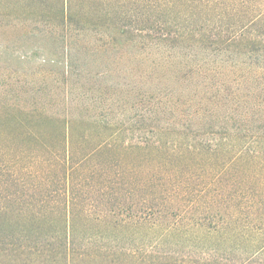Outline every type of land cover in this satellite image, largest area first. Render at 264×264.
Instances as JSON below:
<instances>
[{"label":"trees","instance_id":"1","mask_svg":"<svg viewBox=\"0 0 264 264\" xmlns=\"http://www.w3.org/2000/svg\"><path fill=\"white\" fill-rule=\"evenodd\" d=\"M148 5L160 12L136 35L142 42L134 53L124 49L136 38L125 28L116 36L81 37L85 27L73 21L64 4L56 19L67 25L65 39L69 26V37L76 36L72 41L107 59L135 62L132 69L122 68V77L133 74L135 91L122 87L124 106L116 115L113 85L129 82L108 79L109 86L102 85L95 97L82 94L63 112H39L49 132L21 116L17 124L27 137L59 144L43 151L51 155L41 156L43 170L34 174L63 181L66 189L85 177L103 185L125 225L143 218L165 234L230 231L251 233L258 238L250 240L262 242L264 0H152ZM211 18L214 23L230 19V28H208ZM75 129L80 134L73 139ZM65 207L66 214L73 213ZM51 210L35 211L39 217ZM6 213L0 207V216ZM49 246L44 239L1 234L0 264H59L43 258Z\"/></svg>","mask_w":264,"mask_h":264},{"label":"rangeland","instance_id":"2","mask_svg":"<svg viewBox=\"0 0 264 264\" xmlns=\"http://www.w3.org/2000/svg\"><path fill=\"white\" fill-rule=\"evenodd\" d=\"M140 1H0V207L7 208L0 216V235L44 239L51 251L43 258H54L59 264H264V241L250 240L258 238L251 233L165 234L154 230L151 219L143 218L125 225L120 220L127 219L112 209L117 202L103 185L85 177L66 189L63 181L34 174L43 170L41 156L51 155L43 151L59 148V144L27 137L17 124L21 116L49 132L50 125L36 116L39 112H63L69 101L82 94L95 97L102 85L109 86L108 79L129 82L113 85L116 115L124 106L122 89L135 91L133 74L122 77V68L132 69L135 62L107 59L88 44L72 41L76 36L69 37L73 32L69 26L66 40L63 28L67 25L62 26L56 16L67 2L73 21L85 27L81 31L85 38L99 33L116 36L125 28L127 35L136 38L123 44L124 49L135 53L142 42L136 35L141 28L151 27V18L160 12H152L148 5L152 0ZM213 23L208 28H230V19ZM145 80L150 81L149 77ZM79 134L75 129L73 139ZM65 206L73 208V213L66 214ZM51 208L39 217L35 211Z\"/></svg>","mask_w":264,"mask_h":264}]
</instances>
